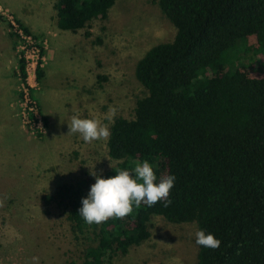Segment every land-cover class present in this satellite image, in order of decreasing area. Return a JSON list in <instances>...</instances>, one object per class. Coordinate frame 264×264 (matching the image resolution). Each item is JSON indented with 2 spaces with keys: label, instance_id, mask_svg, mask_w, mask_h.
<instances>
[{
  "label": "trees",
  "instance_id": "obj_1",
  "mask_svg": "<svg viewBox=\"0 0 264 264\" xmlns=\"http://www.w3.org/2000/svg\"><path fill=\"white\" fill-rule=\"evenodd\" d=\"M115 1L56 0L57 27L76 32L106 19ZM157 4L176 32L137 60L134 75L147 93L136 99L131 118H113L106 146L116 164L101 176L148 160L158 180L176 176L172 203L133 206L123 218L88 225L79 209L93 177L85 171L81 181L58 185L41 198L56 202L80 243L79 257L66 264H115L149 238L155 215L174 224L193 222L220 239L216 249L198 246L197 264H264V0ZM241 51L257 55L261 67L238 64ZM17 72L31 90L23 52ZM35 75L37 81L44 75L41 59ZM29 116L34 119L32 111Z\"/></svg>",
  "mask_w": 264,
  "mask_h": 264
},
{
  "label": "rangeland",
  "instance_id": "obj_2",
  "mask_svg": "<svg viewBox=\"0 0 264 264\" xmlns=\"http://www.w3.org/2000/svg\"><path fill=\"white\" fill-rule=\"evenodd\" d=\"M55 1L0 0V264H32L34 256L39 264H66L79 257L80 243L62 209L41 196L81 181L85 171L101 175L116 161L108 156L107 139L85 143L69 132L71 115L98 119L108 128L116 116L131 118L136 99L147 93L134 75L137 60L176 32L157 0H116L106 19L76 32L62 30ZM9 17L28 27L33 43L43 48L40 81L32 63L36 57L26 51L31 90L23 88L17 72L25 44L10 36ZM236 62L261 67L257 55L242 51ZM149 229L147 240L114 263L197 264L195 223L174 224L155 215Z\"/></svg>",
  "mask_w": 264,
  "mask_h": 264
},
{
  "label": "clouds",
  "instance_id": "obj_3",
  "mask_svg": "<svg viewBox=\"0 0 264 264\" xmlns=\"http://www.w3.org/2000/svg\"><path fill=\"white\" fill-rule=\"evenodd\" d=\"M110 111L114 114L115 109ZM107 118L112 120V117ZM69 132L79 133L85 143L110 136L108 126L100 120L81 118L76 114L71 115ZM154 167L153 163L144 160L136 162L131 170L121 169L108 178H102L91 171L90 175L94 177L95 183L90 186L87 196L82 198L79 216L86 224L92 225L112 217L123 218L130 215L133 206L143 204L152 207L162 202L164 207H168L172 203L169 196L176 176L170 174L158 180ZM195 243L203 248L216 249L221 241L206 229H199L195 233ZM32 264H39V257H32Z\"/></svg>",
  "mask_w": 264,
  "mask_h": 264
},
{
  "label": "built area",
  "instance_id": "obj_4",
  "mask_svg": "<svg viewBox=\"0 0 264 264\" xmlns=\"http://www.w3.org/2000/svg\"><path fill=\"white\" fill-rule=\"evenodd\" d=\"M1 14H4V11L2 10V7L0 6V15ZM7 19H8V23L10 24V27L13 29V32L17 33L18 35H20V37H18V38H20L21 41L25 44V45L22 46L23 49H22L21 52H23V54H24V57L26 59V64L28 63V57H29V55L26 54V51L28 50L29 53L31 54V56H35L36 57V58L32 59V63H34V65L35 64L37 65L38 60L41 59L40 49H39L38 43H35V42L33 43L32 40H35V39H33L29 35H26L22 31V29L19 27L17 22L12 19V17H9ZM23 88L25 90H28L27 87H25L24 85H23ZM22 91L24 92V95H25V91L24 90H22ZM25 101L27 102V97L25 98ZM32 106L33 105L31 103H30L29 106L27 105V107L29 108V111H32ZM32 113H34V112L32 111Z\"/></svg>",
  "mask_w": 264,
  "mask_h": 264
},
{
  "label": "crops",
  "instance_id": "obj_5",
  "mask_svg": "<svg viewBox=\"0 0 264 264\" xmlns=\"http://www.w3.org/2000/svg\"><path fill=\"white\" fill-rule=\"evenodd\" d=\"M10 34V33H9Z\"/></svg>",
  "mask_w": 264,
  "mask_h": 264
}]
</instances>
